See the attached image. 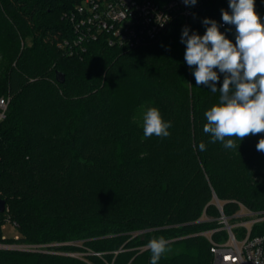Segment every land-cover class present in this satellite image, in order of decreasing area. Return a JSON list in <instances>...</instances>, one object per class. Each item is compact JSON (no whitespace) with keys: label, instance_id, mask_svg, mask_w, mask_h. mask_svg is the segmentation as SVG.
Instances as JSON below:
<instances>
[{"label":"trees","instance_id":"1","mask_svg":"<svg viewBox=\"0 0 264 264\" xmlns=\"http://www.w3.org/2000/svg\"><path fill=\"white\" fill-rule=\"evenodd\" d=\"M197 2L154 41L122 48L100 37L71 53L64 42L75 35L77 0H0V85L3 72L9 100L0 122V245L70 243L58 253L0 249V264H89L59 254L84 250L91 264H149L145 245L160 236L171 251L158 264H212L198 233L217 227L216 201L227 217L239 204L264 211V152L256 149L264 132L238 151L203 132L219 93L197 87L182 29L203 35L209 18L235 44L236 28L221 18L229 0ZM255 11L264 23V0ZM148 107L171 121L169 137L143 136ZM7 224L17 238L5 237Z\"/></svg>","mask_w":264,"mask_h":264},{"label":"clouds","instance_id":"2","mask_svg":"<svg viewBox=\"0 0 264 264\" xmlns=\"http://www.w3.org/2000/svg\"><path fill=\"white\" fill-rule=\"evenodd\" d=\"M194 6L197 0H183ZM229 9H221L226 25H235V44L219 30L215 20L205 18L203 35L182 29L181 43L186 45L185 63L192 68L197 87L204 85L212 93H219L218 103L205 111L207 123L203 132L210 142H220L225 149L237 150L248 136L264 132V23L255 11V0H229ZM218 69V71H214ZM222 85L218 88L220 76ZM171 121L162 118L160 110L148 107L143 114V136L159 138L170 136ZM238 138L237 144L235 139ZM228 138V139H226ZM199 150L205 151L201 142ZM264 152V137L256 145ZM171 241L163 236L153 238L145 247L150 250L149 264H158L170 251Z\"/></svg>","mask_w":264,"mask_h":264},{"label":"built area","instance_id":"3","mask_svg":"<svg viewBox=\"0 0 264 264\" xmlns=\"http://www.w3.org/2000/svg\"><path fill=\"white\" fill-rule=\"evenodd\" d=\"M197 6L183 0H77L69 15L75 35L64 45L83 48L104 37L110 46L134 48L158 39L172 21L189 18ZM5 105L2 99L0 108ZM216 206L221 212L217 227L198 233L210 243L212 264H264V233L256 232L264 211L239 204L238 212L227 217L219 201Z\"/></svg>","mask_w":264,"mask_h":264},{"label":"rangeland","instance_id":"4","mask_svg":"<svg viewBox=\"0 0 264 264\" xmlns=\"http://www.w3.org/2000/svg\"><path fill=\"white\" fill-rule=\"evenodd\" d=\"M1 61H2V58L0 57V62ZM1 75L3 76V79H2V84L0 85V93L2 92L1 88H3V83H4V78H5L3 72H2ZM2 99H5V97H4V95L2 96V93H1L0 94V101ZM8 105H9V100H6L5 107L2 108V109L0 108V111L4 115V118H5V114H6L7 110H8ZM145 111H146V109L142 110V112L140 114V117H139V122L142 125H143V114H144ZM4 118H2L0 120V122ZM220 216H221V212H220ZM144 233H145L144 231L137 232L135 236L142 235ZM4 234H5V237H7V238H17L18 237V233H17V230H16L15 226L11 225V224H7ZM69 244L70 243H64V244L60 243V244H50V245H19V244H14V243H3L1 245H4L6 247L3 250H16V251L32 252V253L47 252V251L49 252V251H51L52 253H58V252L52 251V249L54 247L65 246V245H69ZM74 244L79 246V247L83 246L82 245L83 243H81V242H79V243L76 242V243H73L72 245H74ZM59 254H62V255L68 256V257H72V258H77L79 260L86 261L89 264H91V262H92V261L89 260V257H91V255H93V253L91 251H89V250H84L82 252H80V251H78V252H69V253L68 252H61ZM94 255H100V254H94Z\"/></svg>","mask_w":264,"mask_h":264},{"label":"water","instance_id":"5","mask_svg":"<svg viewBox=\"0 0 264 264\" xmlns=\"http://www.w3.org/2000/svg\"><path fill=\"white\" fill-rule=\"evenodd\" d=\"M7 209V202L5 199L0 198V213H4ZM6 248L4 245H0V249Z\"/></svg>","mask_w":264,"mask_h":264}]
</instances>
